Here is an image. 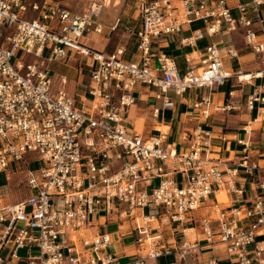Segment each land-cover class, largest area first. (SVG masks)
Masks as SVG:
<instances>
[{"label": "built area", "instance_id": "2783aa9c", "mask_svg": "<svg viewBox=\"0 0 264 264\" xmlns=\"http://www.w3.org/2000/svg\"><path fill=\"white\" fill-rule=\"evenodd\" d=\"M88 1L75 12L63 0H0V174L22 165L31 192L15 202H4L0 193V247H10L8 255L0 252V264L20 259L23 248L25 264H160L158 258L169 254L219 264L216 250L225 251L231 264H264V130L256 147L250 138L254 123L264 122V0H131L139 18L132 30L135 59L125 48L106 53L83 41L86 31L103 32L95 20L112 0ZM196 20L204 28L181 42L193 48L186 61L195 54L200 67L183 73L173 55L154 45ZM240 28L261 62L248 79L225 66L217 43L197 49L205 33ZM70 52L89 59L90 81L79 102L69 78L50 68ZM229 54L235 57L237 50ZM233 76L252 84L246 106L256 112L236 140L243 145L237 159L213 154L212 131L202 123L182 135L185 147L170 139L169 129L144 135L126 125L140 84L154 88L163 107L172 109L170 92L181 96ZM194 108L203 117L235 109L229 99L214 102L209 95ZM159 114L153 107V117ZM31 152L39 167L26 159ZM221 192L227 200L219 199ZM199 209L206 211L197 218ZM97 214L135 219L144 230L137 251L113 253L109 233L87 234ZM174 224L183 226L182 239L169 244L164 231ZM208 252L213 256L205 258Z\"/></svg>", "mask_w": 264, "mask_h": 264}, {"label": "crops", "instance_id": "0c3cea01", "mask_svg": "<svg viewBox=\"0 0 264 264\" xmlns=\"http://www.w3.org/2000/svg\"><path fill=\"white\" fill-rule=\"evenodd\" d=\"M132 8V20H129V23H126V17L114 14L110 6L104 7L102 14L95 20V23H100L103 26V32L97 33L92 29L86 31L83 41L87 45L106 53L112 52L117 48H125L126 57L135 59L136 38L132 33V30L139 26V18L135 13L133 3ZM263 11L264 9L262 12ZM30 13L35 12L30 11ZM117 21L119 22L118 26L113 30L112 27ZM94 25L95 24H93L91 28H93ZM199 28H204V24L200 20H196L191 24H185L181 34L163 36L157 39L154 48L173 55L183 73H185L188 69L197 71L200 67V59L193 54V58L190 63L186 61V54L192 53L191 51L193 48L183 44L181 42V38L190 35L192 30ZM222 36H225L226 39L222 38ZM259 38L262 39L263 35L260 34ZM213 42L217 43L221 48V56L224 64L234 74H241L244 76L245 73L256 70L261 66V62L253 52V48L247 44L244 37V30L242 28L230 34L218 33L209 35L205 33L204 38L198 40L197 49L199 48L203 50L207 45ZM231 48L237 50V56H230L229 50ZM79 56L82 59L87 58L82 55ZM73 58L76 59L77 55L70 52V57H68L65 61H62V63L70 67L68 61ZM50 68L53 72L51 65ZM55 74L65 75L69 78V91L72 95L76 96V99L79 102V95H82L85 92V84L82 82V67L79 70L77 80L74 79L75 74L69 75L66 72H57ZM89 81L90 75L86 84H88ZM72 83H76L78 85L81 83L83 87L81 93L78 92L77 89L74 91L70 90V84ZM225 85H228V92L222 91L221 89V87ZM230 90L234 92V96L231 98L228 97ZM252 90V84L247 82L240 84L236 76H233L223 85H215L211 88L205 87L190 89L181 96H177L174 92H170V95L175 100V107L171 109L163 107V100L155 97L154 88L140 84L135 88L137 102L129 107L126 114V125L129 126L130 130H135L144 135L154 134L157 132V129L161 127L163 129L168 128L170 139L176 141L178 143V147H185L187 146V143H185L186 141H184L182 135L202 123L204 128L212 131L213 154L222 159H237L236 156L241 153L243 145L237 143L236 140L241 136L244 137L245 134L243 127L248 120L255 117L256 113L255 111L248 110L246 106L247 96L252 92ZM205 95H209L214 102L229 99L235 109L230 112L213 113L209 117H203L200 111L194 108V102L200 100ZM153 107H158L160 109V114L157 118H154L152 115ZM167 113H169L168 117ZM253 126L254 131L252 132L250 138L253 142V147H256L263 138L264 122H255ZM232 163L233 161L229 162V164ZM175 177L179 180L181 175L177 174ZM156 180L157 179H154L152 182L155 184ZM247 186H249V184H247ZM219 199L227 200V197H219ZM19 200L21 199H18L17 201ZM117 204L120 206L121 202H117ZM120 207L124 208L125 205ZM205 211L206 210L204 209H199L194 213V215L199 218L205 213ZM182 228L183 226L180 224H174L172 227H166L164 231L165 242L169 244H176L177 242H180L182 239ZM98 233H109L112 238V243L109 248L110 251L118 253L122 256H127L129 254H134L137 251L136 239L140 235H143L144 230L138 228L136 220L132 217L122 219L118 218L116 215L106 217L103 214H97L92 216L91 226L88 228L87 234L95 235ZM190 238L193 239L194 235L190 236ZM32 250L37 252V248H32ZM0 252L3 255H8L10 247L8 245L2 248L0 247ZM214 254L218 259L219 264L222 261L229 260L227 253L223 250H216ZM19 255L20 259L12 260L11 264H25L27 250L25 248L20 249ZM211 256H213L212 252L204 254L205 258H209ZM158 262L160 264H199L196 256L192 254L187 255L182 261L179 260L175 254L163 255L158 258Z\"/></svg>", "mask_w": 264, "mask_h": 264}, {"label": "rangeland", "instance_id": "374dc122", "mask_svg": "<svg viewBox=\"0 0 264 264\" xmlns=\"http://www.w3.org/2000/svg\"><path fill=\"white\" fill-rule=\"evenodd\" d=\"M116 1V4L113 3ZM112 0L110 3V8L113 10L112 12L114 14H118L121 16L126 17V23H129V20L131 21V16L133 14V8H132V1L131 0ZM63 3L70 8L72 11L79 12L84 10L88 4V0H63ZM113 3V4H112ZM104 9V8H103ZM116 10V11H115ZM103 10L99 14V16L102 14ZM30 13V12H29ZM264 15V11L262 12ZM30 16L35 15V13L28 14ZM220 38V37H217ZM215 38V39H217ZM222 38L226 39L225 36H222ZM89 62V59H82L79 55H77V58H73L70 61H68L69 66L65 65L64 63L60 61H54L51 63L52 69L54 73H61L66 72L69 75L75 74L74 79L77 80L79 70L82 67L83 75H82V82L84 84L87 83L89 79V67L86 65V62ZM72 70V72H71ZM81 93L83 90V87L81 83L78 85L76 83L70 84V90L74 91L76 90ZM222 91L228 92V85L221 87ZM160 104V103H159ZM169 116V113H167V117ZM164 130V129H163ZM36 157V154L34 152L28 153L26 155V159L31 161L32 167H39L40 161L34 160ZM25 169L22 165L17 164L12 165L6 172L0 174V193L3 196L4 202H15L18 199H23L26 196L29 195L30 191L25 186ZM158 183V180L155 181V184ZM124 203H121L120 206H124ZM220 264H231L230 260L222 261Z\"/></svg>", "mask_w": 264, "mask_h": 264}, {"label": "bare ground", "instance_id": "6f19581e", "mask_svg": "<svg viewBox=\"0 0 264 264\" xmlns=\"http://www.w3.org/2000/svg\"><path fill=\"white\" fill-rule=\"evenodd\" d=\"M115 1V0H114ZM114 3V2H113ZM112 3V4H113ZM246 74V75H245ZM244 76H242L243 79H248L250 77V73H245ZM162 128V127H161ZM163 129V128H162ZM168 128L164 129L167 130ZM219 197L223 198L224 196H226L225 192H221L218 195ZM227 197V196H226Z\"/></svg>", "mask_w": 264, "mask_h": 264}]
</instances>
